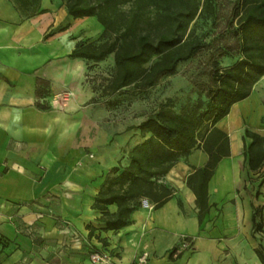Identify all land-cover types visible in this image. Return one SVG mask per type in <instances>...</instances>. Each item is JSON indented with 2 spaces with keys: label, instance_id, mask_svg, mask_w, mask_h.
<instances>
[{
  "label": "crops",
  "instance_id": "1",
  "mask_svg": "<svg viewBox=\"0 0 264 264\" xmlns=\"http://www.w3.org/2000/svg\"><path fill=\"white\" fill-rule=\"evenodd\" d=\"M40 8L45 11L35 13V8L22 16L15 0H0V264H93V249L109 254L104 264H131L144 248L146 264H209L218 250L203 237L195 238L193 253L176 259L165 254L181 232H191L189 222L198 225L196 215L182 214L174 196L157 209L147 205L134 210L132 222L118 232L99 229V213L91 204L103 166L84 157L78 164L70 152L86 137V110L79 105L82 72L72 75L67 57L75 43L67 38L71 26L44 38L67 13L55 12L44 0ZM36 77L50 82L49 93L39 98L49 105L45 111L35 107ZM63 89L73 96L56 99ZM232 114L231 107L223 118L227 127L235 125L236 113L229 123ZM237 138L236 149L231 141L234 152L240 146ZM175 169L167 172V180ZM172 184L195 207L186 184ZM108 209L113 212L115 204ZM249 216L250 208L248 223ZM87 224L95 227L91 236Z\"/></svg>",
  "mask_w": 264,
  "mask_h": 264
},
{
  "label": "trees",
  "instance_id": "2",
  "mask_svg": "<svg viewBox=\"0 0 264 264\" xmlns=\"http://www.w3.org/2000/svg\"><path fill=\"white\" fill-rule=\"evenodd\" d=\"M128 1L63 2L67 15L72 19L94 17L102 26L97 39L77 40L67 57L99 62L111 54L113 74L103 89L105 93H115L129 86L138 89L151 86L159 76L173 73L179 62L208 45L195 40L186 51L179 49L194 16L190 1L178 0L182 6L170 9V3L175 0H164L165 12L162 15L166 25L155 33L134 32L136 12L122 26L111 18L117 4ZM139 1L135 0L137 7L140 6ZM156 5L160 6L159 3ZM44 11L37 6L35 13ZM69 26L67 22L50 30L44 38ZM226 27L222 35L231 34L233 41L217 45L210 53L209 67L192 81L205 99L204 106L197 112L184 113L173 112L169 105L161 104L154 114L131 127L148 135L129 150L127 165L121 168L114 166L105 173L91 204L99 212L96 220L102 224L100 230L116 231L130 224L131 213L142 206L143 199L150 202L153 209L167 202L173 196L174 188L162 178L181 157L188 156L194 149L206 154L204 164L192 167L185 181L194 194L198 223L214 205L208 201V182L219 161L230 155L229 137L217 127V123L229 113L233 104L250 95L252 85L264 74V0H235ZM225 55L237 58L232 64L222 66L217 58ZM49 86L48 80L36 77L35 107L39 110L49 109L45 101H39L40 97L49 93ZM241 140L242 166L251 171L262 169L261 185L264 183V136L245 127ZM257 195L258 190L255 191ZM109 204H115L113 212L109 211ZM177 204L180 208V199H177ZM250 208V234L254 237L256 233L264 232V204L255 205L251 201ZM86 228L91 236L95 227L87 224ZM175 250L174 247L170 250L169 259H176L182 254L179 252L173 257ZM253 252L260 264H264V245L258 244Z\"/></svg>",
  "mask_w": 264,
  "mask_h": 264
},
{
  "label": "rangeland",
  "instance_id": "3",
  "mask_svg": "<svg viewBox=\"0 0 264 264\" xmlns=\"http://www.w3.org/2000/svg\"><path fill=\"white\" fill-rule=\"evenodd\" d=\"M183 1H190V9L194 11V16L188 24L179 49L186 51L195 40L208 45L202 47L192 57L179 62L173 73L159 76L153 85L143 89L129 86L115 93H105L103 89L113 74L111 54L99 62L84 59H80L81 62H75L74 59H70L72 75L77 74L78 71L82 72L80 84L84 88L79 96V105L86 110L85 141L71 146V157L72 160L84 157L87 162L100 163L103 166L99 175L101 182L110 168L117 165L121 168L127 165L129 150L148 135L141 134L131 127L154 114L161 104L169 105L173 112L184 113L197 112L204 106L205 99L192 85V81L198 73L209 67L207 63L212 57L210 53L217 45L233 41L231 34H222L227 28L226 20L230 16L235 0ZM15 2L21 10V15L25 16L37 6L39 7L43 0H15ZM63 2L64 0H44V3L51 5L57 13H64ZM139 3V7L135 0L118 3L112 11L111 18L122 26L124 21L136 12L137 18L133 28L135 33H155L163 30L166 25L162 15L165 12L164 0H140ZM158 3L160 6L156 5ZM170 4V9L182 6L178 0ZM67 22L71 26V32L67 36L71 43L77 40H95L102 31V26L94 17L72 19L66 15L61 25ZM64 48L66 49V46ZM236 58L237 56L225 55L217 58V61L220 65L227 66ZM72 96L73 93L69 89L56 93L58 100H66ZM232 112L229 123L235 120L236 113L235 125L227 127L223 124L225 119L217 124V127L229 137L230 155L219 161L208 182V201L213 202L214 205L209 208L197 226L189 222L187 229L191 232H181L165 254L169 255L173 247L176 249L173 257L179 252L193 253L196 249L195 238L203 237L213 240L215 249L218 250V255L212 257L209 264H260L253 248L258 244L264 245V232L251 236V223H248L247 209L250 208L251 201L255 205L264 204V183L259 185L262 169L251 171L242 166L241 136L245 127L264 136V74L254 82L248 97L232 105ZM233 133H236L240 140V146L236 152L231 147L232 140L234 149L237 147L235 141L238 138L236 135L231 136ZM248 141L247 139L246 142ZM205 161L206 154L199 149H194L188 156L181 157L173 166L176 169L171 172L172 178L167 180V173L162 178V181L174 188L173 196L180 199L179 209L185 217L196 215L197 210L185 202L179 189L172 183L178 180L185 183L192 167L202 166ZM81 162L82 159H79L76 163L81 164ZM256 190L259 191L257 196H255ZM147 205L152 206L150 202L143 199L142 206ZM121 229L122 227L112 231L118 232ZM147 251L144 248V252L139 254L131 264H146ZM92 253H99L104 260L93 262L90 259ZM89 259L93 264H104L110 260V256L105 251L93 249L89 253Z\"/></svg>",
  "mask_w": 264,
  "mask_h": 264
},
{
  "label": "built area",
  "instance_id": "4",
  "mask_svg": "<svg viewBox=\"0 0 264 264\" xmlns=\"http://www.w3.org/2000/svg\"><path fill=\"white\" fill-rule=\"evenodd\" d=\"M93 262L95 261H101L104 260V257L99 255V253H92L91 254V258H90Z\"/></svg>",
  "mask_w": 264,
  "mask_h": 264
}]
</instances>
